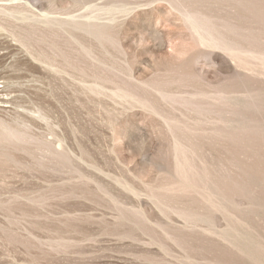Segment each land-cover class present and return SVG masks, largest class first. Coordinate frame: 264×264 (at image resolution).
<instances>
[{
	"label": "rangeland",
	"instance_id": "374dc122",
	"mask_svg": "<svg viewBox=\"0 0 264 264\" xmlns=\"http://www.w3.org/2000/svg\"><path fill=\"white\" fill-rule=\"evenodd\" d=\"M5 5L0 116L35 137L0 166V264H264V0ZM196 9L255 55L198 44Z\"/></svg>",
	"mask_w": 264,
	"mask_h": 264
},
{
	"label": "bare ground",
	"instance_id": "6f19581e",
	"mask_svg": "<svg viewBox=\"0 0 264 264\" xmlns=\"http://www.w3.org/2000/svg\"><path fill=\"white\" fill-rule=\"evenodd\" d=\"M185 1V0H183ZM182 2V0H181ZM184 3V2H183ZM185 5L187 4V6L189 7L188 5V2L187 3H184ZM183 4V5H184ZM3 5V4H2ZM181 5V4H180ZM114 8V7H113ZM116 8V7H115ZM186 8V7H185ZM117 10V9H116ZM185 10V9H184ZM107 11V10H106ZM22 11H20L19 8L15 7V6H8V5H5V6H0V15H10L11 17L14 15V14H21L22 15ZM182 13V12H180ZM32 14V13H31ZM127 14V13H126ZM209 14V13H208ZM206 12H203V11H199V10H192V11H187V13H185V16H186V20L189 22V25L191 26V28L199 35V42L198 44H202L204 46H206L207 48H221L223 49L224 51L227 52L228 55L232 56V57H239L240 55L242 56H253L255 55L254 52L251 53L249 52L248 50H241L239 51L238 49L237 50H234V47H232L229 43H228V38L225 37V34L224 32L226 31V29L228 30V28L225 26L224 30L221 29L216 23L215 21L212 20V18L208 15ZM2 17V16H0ZM32 17V16H31ZM3 18H6V17H3ZM10 18V17H9ZM15 18V17H13ZM47 18V17H46ZM96 18V16H95ZM34 19V18H33ZM97 19V18H96ZM180 19V18H179ZM48 22L47 23H52V21L56 22L57 19H47ZM5 21H7V19H3V21H0V29L1 27H3V23H5ZM36 21V20H35ZM61 21V20H60ZM180 21V20H179ZM39 23V21H38ZM37 23V24H38ZM41 23H44V22H41ZM40 23V24H41ZM81 23V22H80ZM183 23V22H182ZM77 24V23H76ZM79 24V23H78ZM82 24V23H81ZM184 24V23H183ZM35 25V24H34ZM39 25V24H38ZM83 25V24H82ZM220 25V24H219ZM225 25V24H224ZM49 26V25H48ZM63 27V25H61ZM70 26V24H69ZM80 26V25H79ZM110 26V25H109ZM117 26V25H116ZM221 26V25H220ZM65 27V26H64ZM101 27V26H100ZM104 28V26H102ZM188 27V26H187ZM229 27V26H228ZM82 28V27H81ZM109 28V27H108ZM191 29V30H192ZM85 30V29H84ZM116 30V29H115ZM190 30V31H191ZM92 31V30H91ZM90 31V32H91ZM110 34V33H109ZM108 34V36H109ZM112 34V33H111ZM110 34V35H111ZM192 34V32H191ZM90 35V33L88 34ZM93 35V33H92ZM91 35V36H92ZM95 36V34H94ZM97 37V35H96ZM96 37H93L94 39H96ZM100 38V37H99ZM110 38V37H109ZM233 38V37H232ZM26 39V38H25ZM98 39V37H97ZM106 39V38H105ZM234 40H237L236 38ZM98 41L100 42V40L98 39ZM237 43V41H235ZM25 43V41H24ZM104 43V42H103ZM233 43V42H232ZM239 43V42H238ZM237 43V44H238ZM27 44V43H26ZM241 44V43H239ZM28 45V44H27ZM243 45V44H242ZM200 46V45H199ZM85 47V46H84ZM212 50V49H211ZM31 52V56L32 57H35V54ZM203 55L205 56H208V53H203ZM201 55V56H203ZM200 56V57H201ZM260 56V55H259ZM37 58H39L40 60L42 59L39 55L36 56ZM35 57V58H36ZM258 57V56H257ZM240 58V57H239ZM246 58V57H244ZM38 60V59H37ZM198 60V59H197ZM243 60V59H242ZM236 61V59H235ZM245 61V60H244ZM198 69V68H197ZM202 69V68H200ZM199 69V71H200ZM133 86V85H132ZM143 86V85H141ZM124 86H121L120 88H122ZM134 87V86H133ZM1 88V87H0ZM137 88V87H136ZM143 88V87H141ZM126 89V88H124ZM128 89V88H127ZM130 90V89H128ZM145 90V89H144ZM142 91V90H140ZM3 92V91H2ZM115 92V91H114ZM120 92V91H119ZM134 92V91H132ZM164 92V91H163ZM162 93V92H161ZM1 94V92H0ZM114 94V93H113ZM136 95V94H135ZM138 95V94H137ZM122 97L124 98H129L131 99L133 102L134 100H136L137 98H135L133 95H129L127 93H122L121 94ZM162 96L165 98H168V96H166L165 94H162ZM173 96V95H172ZM202 96H206V95H202ZM149 97V96H148ZM141 98V97H140ZM141 99H138V101L141 103V104H144L145 107L147 108H151L154 110V107L151 106L150 102L146 99H143L144 101H140ZM183 100V99H182ZM136 103V102H134ZM2 104V102H0V105ZM139 104V103H138ZM4 107V106H3ZM39 114V118L41 120H48V117L47 115L42 112V111H39L38 112ZM1 115V114H0ZM20 116H17L15 117V119H7V118H4L2 116H0V166L6 162V157H9L11 156V154L9 153V151L5 150L6 147H8L9 145H16V146H20L22 150H26V147L24 145L26 144H29L32 142V140L34 139L35 135L33 133H31L28 129L22 127L23 125H26L24 123H21L20 122ZM166 123L168 124V127L169 129H173V127L175 126L173 123H171V120H165ZM178 126V125H177ZM187 130V129H186ZM174 133H175V130H173ZM172 131V132H173ZM177 131V130H176ZM181 131V130H180ZM182 132V131H181ZM184 134V133H183ZM190 134V133H189ZM177 135V133H176ZM175 136V135H174ZM190 137V135H189ZM179 138V137H178ZM187 138V137H186ZM40 140H43L42 138H39ZM37 139V140H39ZM180 139V138H179ZM177 141L176 143V146H175V150H176V156H177V160H176V163H178L179 165L182 164V166H186V168L189 170V168H191V164H188L189 162V159L191 158L192 159V155L191 153L189 154L188 151H190L188 145H183V143H181V140ZM191 139V138H189ZM194 139V138H193ZM192 141V139H191ZM194 142V141H193ZM44 143V142H43ZM45 143H47L46 145L48 146V148L46 147L47 151H48V154L46 155V157L48 158H51V159H55L56 156L58 155V151L55 147V144L53 142V140H45ZM192 147V146H191ZM4 149V150H2ZM13 149V148H12ZM252 149V148H251ZM192 151V150H191ZM194 158V157H193ZM191 163V162H190ZM182 166H178L182 169H185V167H182ZM177 168V167H176ZM175 168V169H176ZM186 169V172L189 173V171ZM195 172V171H194ZM185 174V173H184ZM181 181V179H180ZM185 181V180H184ZM185 185V184H184ZM177 189V188H176ZM178 193V192H177Z\"/></svg>",
	"mask_w": 264,
	"mask_h": 264
}]
</instances>
